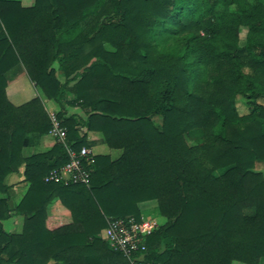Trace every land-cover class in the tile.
I'll return each mask as SVG.
<instances>
[{"label": "trees", "instance_id": "16d2710c", "mask_svg": "<svg viewBox=\"0 0 264 264\" xmlns=\"http://www.w3.org/2000/svg\"><path fill=\"white\" fill-rule=\"evenodd\" d=\"M19 63L42 96L16 105L6 73ZM66 90L86 117L63 105ZM262 100L264 0H0V264H130L102 232L153 200L165 220L150 260L264 263ZM50 113L72 149L90 147L87 128L121 150L92 151L90 186L44 180L70 159L61 142L24 155ZM21 166L28 188L11 207ZM55 200L69 214L49 215ZM15 214L21 232L4 228Z\"/></svg>", "mask_w": 264, "mask_h": 264}, {"label": "built area", "instance_id": "2783aa9c", "mask_svg": "<svg viewBox=\"0 0 264 264\" xmlns=\"http://www.w3.org/2000/svg\"><path fill=\"white\" fill-rule=\"evenodd\" d=\"M52 133L65 145L69 161L60 168L51 170L45 177L46 182L54 181L64 184L78 183L90 186L92 166L95 162L92 150L83 146L79 151L72 149L66 141V130L60 119L50 113ZM157 221L143 216L141 220L130 216L126 218H109L102 236L115 252L122 254L130 264H160L147 257V239L157 228Z\"/></svg>", "mask_w": 264, "mask_h": 264}, {"label": "crops", "instance_id": "0c3cea01", "mask_svg": "<svg viewBox=\"0 0 264 264\" xmlns=\"http://www.w3.org/2000/svg\"><path fill=\"white\" fill-rule=\"evenodd\" d=\"M21 4L25 7L33 6L35 4V0H18ZM55 69L58 71L57 75L60 79H64L65 74L62 70H59V63L55 62L54 64ZM7 78V95L9 99L16 105H20L29 101L30 99L36 96H42L41 91L35 86L34 82L30 80L27 75L26 69L22 63L17 64L12 69H10L6 73ZM75 82H69L68 86L73 85ZM76 98V94L66 90L63 93V105L69 111L70 114H75L80 117H86V111L78 105L70 104V102L74 101ZM22 100V101H20ZM82 134L87 135L88 142L90 144V149L94 151L96 154H111L113 158H117L121 154V150L119 149H110L104 143V136L102 132L99 131H89L87 128H82ZM58 142L56 137L52 133H48L41 137L33 136L31 138V143L29 146L25 147L23 153L25 156L32 155L34 153L47 151L48 149L52 148L54 144ZM8 183L13 184V188L11 189V207H15L19 204L21 199L26 193L28 188V184L21 183L24 179V166H21L19 171L13 173L8 176ZM20 182V183H19ZM156 201H147L143 202L142 208L147 207L144 206L147 203H155ZM140 204V205H141ZM152 206V205H151ZM48 213L49 215H67L69 214V210L61 203L60 200L53 201L48 206ZM23 216L19 214H15L10 219L5 220L3 222L4 228L5 224L10 221V223H15V227L20 226L19 230H6L10 232H21L23 229Z\"/></svg>", "mask_w": 264, "mask_h": 264}, {"label": "rangeland", "instance_id": "374dc122", "mask_svg": "<svg viewBox=\"0 0 264 264\" xmlns=\"http://www.w3.org/2000/svg\"><path fill=\"white\" fill-rule=\"evenodd\" d=\"M245 37V32L243 31L242 33H241V38H244ZM76 99V98H75ZM20 101H22V100H20ZM261 103H263L264 104V101L262 100L261 101ZM239 107H240V110H241V112H244L245 111V107L243 106V104H242V101L240 100L239 101ZM246 110H247V108H246ZM248 111V110H247ZM160 121H161V118L160 117H155V122L156 123H158V124H160ZM57 139V138H56ZM255 169L256 170H261V171H264V166L262 165V164H256L255 165ZM152 205V206H151ZM156 205H157V202H155V203H147V204H145L144 206H147V207H143V209L144 210H146V208H147V212H146V215L147 216H145V217H151V218H154L157 222H162V221H164L165 220V218L159 213V212H157L156 211ZM141 207H142V204L140 205ZM20 226H18V227H15V223H10V221L9 222H7L6 224H5V228L7 229V230H19L20 228H19ZM103 235H104V232H103ZM234 264H244V263H241V262H235ZM261 264H264L263 262L261 263Z\"/></svg>", "mask_w": 264, "mask_h": 264}]
</instances>
